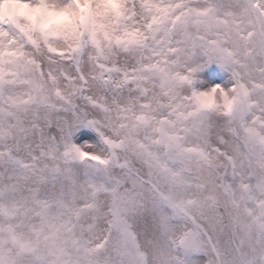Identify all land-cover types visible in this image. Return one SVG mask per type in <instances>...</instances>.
Wrapping results in <instances>:
<instances>
[{
	"label": "snow or ice",
	"instance_id": "snow-or-ice-1",
	"mask_svg": "<svg viewBox=\"0 0 264 264\" xmlns=\"http://www.w3.org/2000/svg\"><path fill=\"white\" fill-rule=\"evenodd\" d=\"M0 264H264V0H0Z\"/></svg>",
	"mask_w": 264,
	"mask_h": 264
}]
</instances>
